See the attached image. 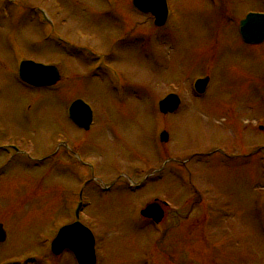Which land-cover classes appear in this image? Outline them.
<instances>
[{"label": "rangeland", "instance_id": "rangeland-1", "mask_svg": "<svg viewBox=\"0 0 264 264\" xmlns=\"http://www.w3.org/2000/svg\"><path fill=\"white\" fill-rule=\"evenodd\" d=\"M131 1L0 0V264H74L47 254L79 188L62 141L80 149L93 177H151L135 193L121 180L110 195L85 196L97 264H264V150L236 162L191 156L248 153L252 134L264 145V43L244 45L237 33L248 12L264 13V0H167L163 28ZM16 57L54 65L60 81L22 86ZM205 76L197 97L192 82ZM170 93L182 104L162 118L157 101ZM77 99L93 113L88 133L68 119ZM188 170L193 186L180 182ZM192 194L203 201L193 211ZM157 199L169 205L164 234L132 216Z\"/></svg>", "mask_w": 264, "mask_h": 264}, {"label": "water", "instance_id": "water-1", "mask_svg": "<svg viewBox=\"0 0 264 264\" xmlns=\"http://www.w3.org/2000/svg\"><path fill=\"white\" fill-rule=\"evenodd\" d=\"M132 6L142 13L153 15L156 27H162L166 22V7L164 0H133ZM240 31L246 42L260 43L264 40V15L249 14L240 23ZM20 77L22 80L35 87L52 86L58 80V72L53 67H44L31 62L23 63L20 67ZM208 79L198 81L196 88L198 92H203ZM179 104L175 95H169L160 103V110L163 113L173 112ZM70 118L77 124L88 128L90 122V110L81 101H75L69 110ZM161 140H167V134H161ZM159 206H148L143 212V216L159 222L162 213ZM5 232L0 225V242L5 240ZM64 249H70L79 264H95L94 242L91 235L85 231L78 223L60 229L58 235L52 243V251L58 255Z\"/></svg>", "mask_w": 264, "mask_h": 264}, {"label": "flooded vegetation", "instance_id": "flooded-vegetation-1", "mask_svg": "<svg viewBox=\"0 0 264 264\" xmlns=\"http://www.w3.org/2000/svg\"><path fill=\"white\" fill-rule=\"evenodd\" d=\"M77 131H79V132H83V131H81V130H77ZM89 132V131H88ZM88 132H84V133H88ZM254 139H255V144L253 145V143H254ZM250 140L251 141H253V143L251 144V153L252 154H254V153H256V152H258L259 150H260V148H259V146L256 144L257 143V141H256V136H253V134L250 136ZM77 142H79L80 143V141L79 140H77ZM80 148V147H79ZM78 148V149H79ZM262 148L264 149V146H262ZM241 149V146L239 145V147L236 149V152L235 153H237V151L239 152V150ZM220 150V149H219ZM221 151V150H220ZM81 151H80V149L79 150H77V154H79L80 156H81ZM207 155H202L203 156V159H204V161H206V158L207 157H212V156H224L222 153H218V152H214V151H212V152H209V153H206ZM194 156H199V155H194ZM225 157H228V158H230V159H232V160H234V159H236V158H240V157H242V153H240L239 152V154L237 153V154H235L234 156H227L226 154H225ZM98 180V182L97 183H92L93 181H94V179L92 178V179H87L86 181H87V183H86V185H88V189H87V193H86V195H89L88 193L91 191L92 193H98L99 195H110V193L112 192V191H114V189L116 188L115 186H116V184H118L121 180H124L125 182H124V184H125V186H126V188H127V190L130 188V186L133 184V185H140L141 183H144L145 184V182L146 181H148V180H150V178H148V179H144V181L143 182H141V183H138V181L139 180H137V181H130L131 183H129V181L127 180V179H124V178H119V177H116L115 178V182L114 183H110V178H108L107 180L106 179H104V178H98L97 179ZM89 186H91L90 188H89ZM129 187V188H128ZM142 187H137V189H141ZM133 189H136V187L135 188H133ZM158 200V199H157ZM201 202H202V199H199V200H195L194 198H192V200L190 201V205H191V208H192V210L191 211H193V208L195 207V205H200L201 204ZM167 208V207H166ZM167 210H165L164 211V216H163V219H162V221H161V226L166 230V227H165V222H166V220L168 219V217H167V212H166ZM180 218V215L179 216H177V220ZM146 223H148V224H151V221H147ZM65 255H67V256H69L70 258H71V260H72V262L74 263V261H73V258H72V255L71 254H69V253H64ZM75 264V263H74Z\"/></svg>", "mask_w": 264, "mask_h": 264}]
</instances>
